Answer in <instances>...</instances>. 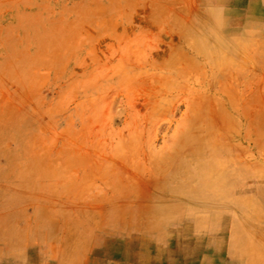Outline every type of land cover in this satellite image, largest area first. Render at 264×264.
Returning <instances> with one entry per match:
<instances>
[{
	"label": "rangeland",
	"instance_id": "rangeland-1",
	"mask_svg": "<svg viewBox=\"0 0 264 264\" xmlns=\"http://www.w3.org/2000/svg\"><path fill=\"white\" fill-rule=\"evenodd\" d=\"M249 7L0 0L1 224L54 260L74 237L167 230L264 264V0Z\"/></svg>",
	"mask_w": 264,
	"mask_h": 264
},
{
	"label": "crops",
	"instance_id": "crops-1",
	"mask_svg": "<svg viewBox=\"0 0 264 264\" xmlns=\"http://www.w3.org/2000/svg\"><path fill=\"white\" fill-rule=\"evenodd\" d=\"M254 1L215 0V3L235 12L241 7L250 8ZM153 233L74 237L72 241L77 246L57 252L54 260L52 255L31 252L27 247L30 237L16 235L9 222L0 221V244L6 247L0 250V264H235L230 243L217 231Z\"/></svg>",
	"mask_w": 264,
	"mask_h": 264
},
{
	"label": "bare ground",
	"instance_id": "bare-ground-1",
	"mask_svg": "<svg viewBox=\"0 0 264 264\" xmlns=\"http://www.w3.org/2000/svg\"><path fill=\"white\" fill-rule=\"evenodd\" d=\"M217 56H218V53H217ZM221 56H222V55H221ZM217 59H218V58H217ZM217 59H216V60H217ZM219 60H222L221 57H220ZM231 62H232V61H231ZM220 63H221V61H220ZM220 68H221V66H220ZM223 69H224V66H223ZM209 184H210V183H209ZM202 189H203V188H202ZM205 189H206V186H205ZM209 191H210V190H209ZM205 192H206V191H205ZM204 194H205V193H204ZM204 194H203V195H204ZM197 225H198V224H197ZM232 254H234V253L232 252ZM256 263H257V262H256Z\"/></svg>",
	"mask_w": 264,
	"mask_h": 264
}]
</instances>
